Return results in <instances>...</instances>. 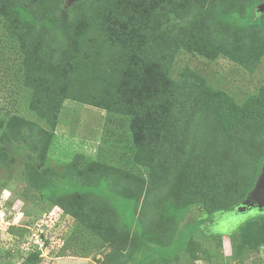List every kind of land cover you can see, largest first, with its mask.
Instances as JSON below:
<instances>
[{"label": "rangeland", "instance_id": "374dc122", "mask_svg": "<svg viewBox=\"0 0 264 264\" xmlns=\"http://www.w3.org/2000/svg\"><path fill=\"white\" fill-rule=\"evenodd\" d=\"M82 1L26 7L16 1L15 11L26 8L20 37L0 15V264H264V211L232 213L264 178V115L240 123L222 116L232 103L264 101V12L258 11L264 0H168L176 9L154 15L165 43L185 42L177 41L168 76L197 83L202 108L194 105L183 116L178 141L149 166L132 160L127 115L66 99L50 128L28 107L16 77L21 37L46 68L56 62L53 49ZM36 126L47 130L46 147L34 145ZM210 165L223 171L227 186L203 196L188 172ZM62 187L70 193L60 194ZM114 187L127 199L108 198ZM88 192L111 200L132 225L112 223L110 242L75 230L78 221L57 202L73 210L90 202ZM198 219L204 222L186 241ZM247 221L251 227L238 232ZM31 253L36 258L29 260Z\"/></svg>", "mask_w": 264, "mask_h": 264}, {"label": "trees", "instance_id": "16d2710c", "mask_svg": "<svg viewBox=\"0 0 264 264\" xmlns=\"http://www.w3.org/2000/svg\"><path fill=\"white\" fill-rule=\"evenodd\" d=\"M16 1L26 7L40 0ZM16 1L0 0V15L6 30L20 37L23 29L21 15L25 14L26 8L15 11L13 5ZM8 7L10 10L7 12L5 9ZM173 9L176 6L168 3V0H83L76 9L79 15L67 19L63 39L53 49L56 62L48 64L47 69L38 66L37 48L28 49L21 37L18 47L23 62H18L19 73L16 77L20 78L29 94L30 110L50 128L57 124L66 99L127 115L130 117L129 130L135 151L132 160L137 165L152 164L160 158L162 150L173 147L178 141L183 116L193 113L194 105L202 108L199 102L200 91L195 86L197 83L189 78L176 83L168 76L177 41H181L179 45H185V42L178 38L175 42L165 43L161 34L164 29L159 24H153V19L157 13ZM262 114L264 101L251 98L242 107L233 103L225 106L222 116L231 122L240 123L246 117L255 119ZM15 117L30 124L21 116ZM36 128L39 139L33 137L34 145L37 141L42 142L38 144L40 148L43 145L46 147L49 144L47 130L41 126ZM34 145L31 144V149ZM99 165L109 174L116 173L112 165H106L105 162ZM188 173L191 179L201 183L199 187L203 196L215 190V187L224 189L227 186L223 182V171L218 173L215 166L193 167ZM99 180L106 182L105 178ZM61 189L64 191L60 194L70 193V190ZM203 190L208 192L204 193ZM112 191L108 198L113 195L127 199L120 189L114 187ZM91 194L88 195L92 197L90 202L87 200L73 210L60 201L56 202L78 221L75 230L82 227L86 231L84 236L93 235L104 242H110L112 223L123 221L126 226L132 224L118 212L111 200ZM135 197L137 194H134ZM233 206L231 204L222 210H230ZM202 222L203 219H198L192 223L186 241ZM252 222L247 221L240 228L237 227L238 232L250 228ZM33 258L36 256L32 253L27 257L29 260ZM140 258L144 259L141 255ZM135 259L138 261L137 257ZM145 260L139 263H150V260Z\"/></svg>", "mask_w": 264, "mask_h": 264}, {"label": "water", "instance_id": "95a60500", "mask_svg": "<svg viewBox=\"0 0 264 264\" xmlns=\"http://www.w3.org/2000/svg\"><path fill=\"white\" fill-rule=\"evenodd\" d=\"M259 12H264V3L258 8ZM239 209H247L248 211H264V178L258 184L257 188L250 192L237 209H233L232 213H237Z\"/></svg>", "mask_w": 264, "mask_h": 264}]
</instances>
